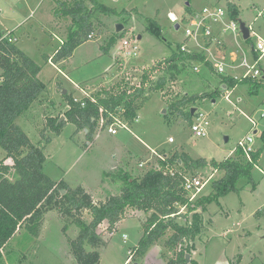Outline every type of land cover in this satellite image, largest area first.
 Returning <instances> with one entry per match:
<instances>
[{"label": "rangeland", "instance_id": "374dc122", "mask_svg": "<svg viewBox=\"0 0 264 264\" xmlns=\"http://www.w3.org/2000/svg\"><path fill=\"white\" fill-rule=\"evenodd\" d=\"M8 1L2 2L0 31L14 32L18 49L41 67L40 79L47 87L41 96V103H35L16 120V124L34 145L42 142L39 130L45 129L47 117L52 115L53 119L60 120L67 110L62 98L64 90L70 96L83 97V93L72 83L79 85L91 96L102 88L119 92L137 88L143 72L156 69L144 87L146 101L143 104L140 101L137 103V123L126 120L129 131L120 129L116 135H111L105 126L100 127L99 122L91 140H88L85 130L77 132L71 123L63 126L59 136L46 130L50 142L45 144V174L56 183L65 182L72 188L80 186L91 191L94 200L104 199L118 193L121 187V182L115 178L118 171L139 178L154 166L157 160L155 154L169 156L177 151L193 159L223 161L236 157L238 141L251 136L253 150L261 151L257 166L252 170L253 183L242 180L237 184V192H228L208 204L204 212L198 210L200 234L192 243L190 260L194 264H264V118H260L264 112V90L260 88L252 93L249 83H240L227 100L226 92L221 87V76L201 63L184 66L174 82L168 81L172 89H168L165 94L161 93L163 89L153 90L159 78H168L164 62L184 39V23L180 16L185 14L187 8L199 11L213 1L97 0L103 6L113 9L115 14L93 15L90 20L93 39L86 41V37H83V43L65 62L51 60L62 44L60 42L67 40L71 26L68 17L56 15L59 11L57 2L70 5L74 0ZM235 1L239 8V23L246 27L251 25L253 31L264 39V0ZM224 3L220 6L226 8ZM85 4L87 8H92L88 2ZM169 12L177 19L180 18L177 23L168 20ZM148 19L159 25L160 36L148 32ZM118 24L124 27L120 33L115 31ZM175 24L179 25L178 29ZM119 34L122 37H118ZM129 36L138 39L139 56L125 62L120 57L118 40ZM254 40L255 37H252L246 42L239 34L236 36V41L246 51ZM111 49V54H108L107 51ZM248 60L253 62L251 55H248ZM112 61L113 65L109 68ZM193 66L198 67L197 73L192 70ZM258 67L264 74V57ZM184 93L196 97L185 111L196 108L197 112L207 116L209 125L204 137H194L190 123L170 109V104ZM238 97L240 102L236 100ZM246 117L256 122L255 128ZM169 138L172 143L168 142ZM4 155L0 148V161ZM141 163L143 166H140ZM6 164L11 165V162L7 161ZM222 175L207 167L187 174V177H202L205 180L211 176L198 194L199 198L207 196L211 192V183ZM179 213L180 217L174 222L180 225L186 224V221L191 222L192 213L188 214L183 208H180ZM57 215L53 213L47 217V226L54 236L52 244L63 250L61 236L54 235L58 233L54 222ZM82 218L89 220L88 213L83 212ZM62 225L64 231H69L70 237H77L73 234H78L74 225L69 222ZM139 225L138 218H130L114 232L108 247L102 252V264H122L125 261L129 256L127 250L130 249L128 252L132 253ZM172 233V230L167 231L166 236L153 245L144 258L133 257L126 264H167L175 252L165 246ZM100 236L108 238V233L102 232ZM19 240L17 235L9 242L6 250L17 251ZM86 249L90 250L89 247Z\"/></svg>", "mask_w": 264, "mask_h": 264}, {"label": "trees", "instance_id": "16d2710c", "mask_svg": "<svg viewBox=\"0 0 264 264\" xmlns=\"http://www.w3.org/2000/svg\"><path fill=\"white\" fill-rule=\"evenodd\" d=\"M85 2L92 8H87ZM57 5L59 11L56 15L68 17L71 26L67 40L62 42L51 57L54 62L68 60L73 51L83 43L82 38L87 37L91 31L90 20L93 15L115 14L113 9L103 6L97 0H74L70 5L57 2ZM227 9L230 18L238 21L237 9L230 3H227ZM147 29L151 35L160 36L159 25L153 20L148 19ZM12 33L14 32L11 31L10 34ZM3 34L0 31V148L5 154L0 161V264H3L2 250L17 235L24 234L31 239L39 236L44 215L50 211L57 212L64 222L71 223L78 230L75 239H68L70 253L76 264H99V249L105 246V242L97 233V228L107 222L106 231L112 234L116 224L126 219L130 210L148 215L142 222V236L132 250L131 259L144 256L166 236L167 231L172 230L165 246L175 252L167 264H188L185 256L191 255L192 243L200 234L198 210L204 212L208 204L228 192H237V184L242 180L252 184V170L257 166L261 151H252L249 159L238 151L236 157L223 161L193 159L186 153L176 151L169 156L164 155L163 159L157 158L154 166L139 178L118 171L115 178L121 182L119 194L110 195L103 202H95L82 187L70 188L64 182L52 181L45 174L44 150L45 144L50 142L45 134L46 130L58 136L63 126L71 123L77 132L86 130V138L91 140L99 122L108 125L113 122L114 117L133 119L138 111L137 103L140 101L143 104L146 101L144 87L156 69L143 72L142 81L135 89L119 92L109 88L100 89L93 96L94 102L88 98L83 99V107L74 103L67 92L62 94L67 107L63 114L64 120L59 122V118L47 117L45 129L39 130L42 142L34 145L16 124V120L35 103H41V96L47 91V87L38 78L41 67L22 53L16 44L2 39ZM191 61L204 62V57L183 54L178 46L164 62L168 78H159L153 90H162L166 82H174L183 67ZM204 65L213 70L209 63ZM220 78L231 88L240 83H249L252 93L260 88L264 90L262 79L239 82L224 76ZM195 99L194 96L183 95L170 104V109L190 123L192 108L187 111L185 108L191 106ZM7 161L11 165L6 164ZM207 167L223 175L211 183V192L207 196L190 203L182 189L183 177ZM170 171L174 172L173 175ZM180 208L193 214L190 223L186 221V224L180 225L174 222L180 217ZM83 212L88 213L89 220L82 218ZM189 264H194L193 260Z\"/></svg>", "mask_w": 264, "mask_h": 264}, {"label": "built area", "instance_id": "2783aa9c", "mask_svg": "<svg viewBox=\"0 0 264 264\" xmlns=\"http://www.w3.org/2000/svg\"><path fill=\"white\" fill-rule=\"evenodd\" d=\"M2 1L3 0H0V15L2 13ZM168 19L171 23H177L179 21L176 17H173L172 14H168ZM182 22L184 23V39L179 46L180 52L183 54L202 55L204 57V62L191 61L187 64L209 63L217 75L231 78L239 82L259 81L263 79V73L258 66L261 59L264 57V39L253 31L251 25L245 26L249 32V37L245 41L247 42L250 38L255 37L254 43H250L249 50L246 51L242 45L238 44L236 41V36L238 34L242 36L239 28L240 23L230 18L227 8L218 5L205 6L199 11L187 16ZM93 37L94 33L90 32L86 37V41L92 40ZM2 39H6L10 44H16L17 42V38L13 33L10 34V31H5ZM137 42L138 39H132L131 36L123 37L118 40L121 59L127 62V60L138 58L139 50ZM232 45L234 49L231 48ZM248 55L252 56V63L249 62ZM192 70L196 73L199 71L197 66H193ZM72 84L83 93V97L81 98L72 96V101L74 103H79L80 106L83 107L84 98H88L94 102L93 96L89 95L88 92L80 86L74 83ZM168 89L172 88L170 83L168 84V82H166L163 87L164 91L162 90L163 92L161 93L165 94ZM225 92V98L228 100L229 93L227 91ZM246 118L252 127L255 128L256 122L249 117ZM260 118H264V112L260 114ZM137 120L138 116L135 115L133 119H131V122L137 123ZM208 125L209 121L206 114L195 111L190 122L193 136L198 138L206 136ZM103 126H105L107 132L111 135H116L120 129L129 131L128 123L124 117H114L113 122L108 125H104L101 121L100 127ZM168 142L172 143L173 141L169 138ZM252 143L253 138L251 136H246L237 143V150L247 159H249L250 153L254 151ZM155 156L160 159L165 157L159 154H155ZM140 166H143V163H141ZM173 173V171H170L171 175H173ZM210 178L211 176L205 180L202 177H183L182 189L190 203L197 199L198 194L205 184L208 183ZM128 254V259L131 260V252H128Z\"/></svg>", "mask_w": 264, "mask_h": 264}, {"label": "crops", "instance_id": "0c3cea01", "mask_svg": "<svg viewBox=\"0 0 264 264\" xmlns=\"http://www.w3.org/2000/svg\"><path fill=\"white\" fill-rule=\"evenodd\" d=\"M7 2L8 0H3L2 2ZM210 1H213L212 3H210L209 6H212V5H218L220 6L223 2L224 5H226V8H227V3H230L232 4L238 11V16H239V8H238V5L236 3L235 0H210ZM9 2V1H8ZM217 2H219V4H217ZM187 5L189 6V4L187 3ZM202 9V8H201ZM198 10L196 9H186L185 10V14L186 16H184L185 14L181 15L180 18L181 19H185L187 16H189L190 14L196 12ZM168 14H172L173 17H176L172 12H169ZM261 14V13H259ZM258 14V15H259ZM262 16V14H261ZM178 18V20L180 19ZM169 20V19H168ZM175 25H178V24H175ZM179 28V27H178ZM14 34V33H13ZM139 38V37H138ZM230 48V47H229ZM231 48L234 49L233 45L231 46ZM230 50V49H229ZM111 50H108L107 53L108 54H111ZM218 57V56H217ZM225 57V56H223ZM113 60V59H112ZM65 62V61H64ZM113 65V61L111 62V64L109 65V68ZM119 65V64H118ZM108 68V70H109ZM107 72V70L105 71V73ZM114 73V71H113ZM112 73V74H113ZM40 75H41V71L38 75V78L39 80L41 81L40 79ZM104 77H106L104 75ZM263 78H264V74H263ZM264 80V79H263ZM43 84H45L43 81H41ZM76 84V83H74ZM54 85V83H53ZM77 85V84H76ZM79 86V85H78ZM237 86V85H236ZM236 86L234 87H229L226 83L222 82L221 81V87L223 90L227 91L229 93V98L231 97L230 95H232V92L233 90L236 88ZM49 89L51 90V88L49 87ZM108 89V88H107ZM66 91V90H65ZM224 91V92H225ZM187 93H184V95H186ZM188 95V94H187ZM226 95V94H225ZM237 102H240L241 100L239 99V97L236 99ZM67 109V107H66ZM49 117L52 118V115H50ZM67 124V123H66ZM86 132V130H85ZM256 132V131H255ZM254 132V133H255ZM59 136V135H58ZM45 152V150H44ZM46 156V154H45ZM167 156V155H166ZM46 161H47V156H46ZM206 161H209V160H206ZM46 164V163H45ZM255 169V168H254ZM253 169V170H254ZM216 172V171H214ZM217 173V172H216ZM65 183V182H64ZM68 187H70L67 183H65ZM72 188V187H70ZM84 189V188H83ZM85 190V189H84ZM86 192H88L91 197L93 198V195H92V192L89 191V190H85ZM120 192V189L118 191L117 194H119ZM117 194H112V195H117ZM110 196V195H109ZM108 197V196H107ZM107 197H105L104 199H97V200H93L95 202H103ZM55 213L57 215V212L55 211H50L48 213H46L44 215V218H43V223H42V227H41V231H40V234L39 236L36 238V239H31L29 237H26L24 234H21L19 235V242L17 244V246L19 247V249H17V251H12V250H6V248L8 247V245L3 249L4 251L1 252L2 254V262L3 264H27L29 261L28 264L30 263H40V264H76V261L75 259L73 258V256L71 255L70 253V248H69V244H68V239L70 240H73L75 238L73 237H70L69 236V231H64L65 228L63 227L62 223L64 224V221L60 218L59 215H57L58 218H55L54 222L56 223V230L58 231V233L56 232L54 235L56 236H61L62 240H63V243H64V246H63V250L59 249V247L55 246L53 243L54 241V237L53 236V233L51 232V230L49 231V227L47 226V217L50 215V214H53ZM128 216L126 219L120 221L119 223L116 224V228H115V231L116 232L120 227L121 225L126 222L127 219H130V218H138L139 220V227L136 229L139 231V233L137 234L136 233V239H135V242H134V245L132 246L133 248H135V246L137 245V243L139 242L141 236H142V231H141V225H142V222L145 220L144 217L148 216L147 214H144L143 212L141 211H129L128 212ZM134 216V217H133ZM57 225H59V227H57ZM107 222H103L98 228H97V233L100 235V233L102 232H107L106 229H107ZM63 229V230H62ZM102 229V230H101ZM61 231V232H60ZM114 232L112 234H109L108 233V238H102L105 242V246L101 249H99V254H100V261H99V264H102L103 263V260H104V255L102 254V252L108 247L109 245V240L111 238V236L114 234ZM73 234H76L77 236V233H74ZM16 238V237H15ZM58 241V240H57ZM130 250V249H129ZM127 250V253L128 251ZM149 250L146 252V254L144 256H142L141 258H144L147 254H148ZM29 253H32L34 255H28ZM36 255V256H35ZM19 256V258H18ZM39 256V257H38ZM28 257H31L32 259H28ZM129 257V256H128ZM128 257L125 259V261H123L122 264H126V263H130L131 260L128 259ZM17 258V259H16ZM27 258V259H25ZM40 258V259H39ZM136 264V263H135Z\"/></svg>", "mask_w": 264, "mask_h": 264}, {"label": "water", "instance_id": "95a60500", "mask_svg": "<svg viewBox=\"0 0 264 264\" xmlns=\"http://www.w3.org/2000/svg\"><path fill=\"white\" fill-rule=\"evenodd\" d=\"M178 27H179V25H175V28L176 29H178ZM123 25H121V24H118L116 27H115V31H116V33H120V32H122L123 31ZM239 28H240V31H241V33H242V37H243V39L244 40H247L248 39V37H249V32H248V29L245 27V25L243 24V23H240L239 24ZM264 79V78H263ZM66 93V91L64 90L63 92H62V94H65ZM195 111H196V108H192L191 109V115H193L194 113H195ZM64 119V117H61L60 118V120H59V122L60 121H62ZM8 162H10V161H8ZM185 259H186V263H189V261H190V255H186L185 256Z\"/></svg>", "mask_w": 264, "mask_h": 264}]
</instances>
